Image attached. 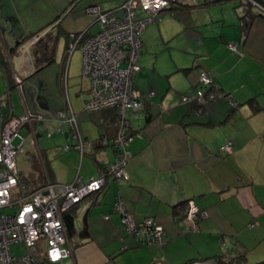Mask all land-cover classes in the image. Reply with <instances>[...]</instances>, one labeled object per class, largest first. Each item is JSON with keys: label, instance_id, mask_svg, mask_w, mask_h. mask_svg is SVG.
Masks as SVG:
<instances>
[{"label": "crops", "instance_id": "crops-1", "mask_svg": "<svg viewBox=\"0 0 264 264\" xmlns=\"http://www.w3.org/2000/svg\"><path fill=\"white\" fill-rule=\"evenodd\" d=\"M68 1L73 0L62 1L51 13L40 9L33 27L37 31L24 39L36 32L47 35L55 52L59 39L65 38L67 52L71 34L92 35L99 30L90 31L96 21L88 22L86 9L99 5L113 10L125 0H76L69 13ZM171 1L142 35L141 71L134 84L146 101L131 122L138 135L130 144L128 178L108 177L101 192L65 213L74 221L69 234L73 255L59 264H258L264 260V15L243 2L201 6L203 0ZM4 11L0 2V17ZM229 43L237 44L239 53ZM203 72L215 79L222 94L206 110L182 101L183 96L196 95ZM150 91L155 94L148 97ZM67 92L65 105L76 114L85 139L115 137L114 109L85 110L88 82L76 91L75 99ZM6 112L20 115L8 108ZM57 124L42 122V127L53 129ZM22 133L25 143L31 137L37 140L29 128ZM64 133L56 149L43 150L36 143L43 168L37 185L28 183L36 173L20 170L17 160L27 191L46 181H87L114 160L110 141L84 157L75 150L64 152L70 139L67 125ZM229 141L233 151L225 153L221 147ZM118 198L126 200L138 223L151 217L163 226L161 244L140 245L127 233L114 210ZM189 200L207 212L199 231H185Z\"/></svg>", "mask_w": 264, "mask_h": 264}, {"label": "built area", "instance_id": "built-area-1", "mask_svg": "<svg viewBox=\"0 0 264 264\" xmlns=\"http://www.w3.org/2000/svg\"><path fill=\"white\" fill-rule=\"evenodd\" d=\"M177 1L196 3V0ZM246 1L264 15V4L259 0ZM171 4V0H125L113 10L94 5L88 8V12L96 16L99 30L88 36H84V33L70 36L69 54L72 55L77 49L83 54L82 76L88 82L89 92L85 110L102 112L114 109L117 133L112 139H85L76 114L68 104L47 118L28 111L8 116L0 99V264H59L71 257L73 248L64 214L86 197L101 192L108 177L128 178L126 168L133 157L130 144L138 135L133 133L131 122L133 116L143 110L146 101L134 84L141 71L142 35L147 26L158 21L161 13ZM42 37L46 38L45 42L49 39L47 35H35L31 39L32 43L39 42ZM228 45L239 53L237 44ZM2 72L0 66V74ZM32 72L33 68L28 73ZM25 77L22 72L13 69L12 78L16 88L20 89ZM199 84L196 95L183 96L182 101L206 110L222 94L215 79L207 72L201 73ZM154 94L150 91L148 97ZM225 97L231 105L236 106L231 96ZM39 120L46 125L52 121L58 122L55 128L46 131V135L51 138L62 134L64 125L69 127L70 139L62 148L64 152L75 150L84 157L92 154L96 146L110 141L115 147L114 160L104 167L101 174L87 181L78 178L68 184L46 181L38 189L27 191L17 168V156L24 150L26 141L22 130L29 128L36 138L35 125ZM98 122L102 125L103 118L100 117ZM221 149L231 153L233 143L226 142ZM7 209L8 212L5 211ZM114 210L121 215L124 229L140 245L162 243L165 229L153 218L148 217L138 223L123 198L116 200ZM206 216V211L200 210L194 200H189L185 210V231H199V222ZM105 218L108 219L109 215ZM42 240L45 242L42 243ZM17 244L23 246L24 252L20 256H13L11 248Z\"/></svg>", "mask_w": 264, "mask_h": 264}, {"label": "rangeland", "instance_id": "rangeland-1", "mask_svg": "<svg viewBox=\"0 0 264 264\" xmlns=\"http://www.w3.org/2000/svg\"><path fill=\"white\" fill-rule=\"evenodd\" d=\"M62 1L64 0H0L5 7L4 15L1 16L2 19L0 17V51L3 52L8 61L9 75L12 80L13 69H17L19 73L22 72L26 76L20 89L14 87L13 83L10 82V91H8L6 75L4 72L0 74V99L5 109L9 107L10 100L15 114L21 115L27 109L28 112L40 115L42 118L50 117L64 108L65 100L68 99L67 89L70 90V96L75 99L76 91L87 83L82 76V51L77 49L70 56L69 50L66 52L64 49L65 38L59 39L55 47L54 59L51 62L46 61V59L50 56L53 40L48 43L45 42L46 38L42 37L39 42L32 43L33 38L24 39V36L31 31H37L33 27L35 26V18L41 17L40 9L43 8V11L48 10V12L50 10L51 13L55 6L62 4ZM227 2L248 4L246 0H228ZM69 3L70 1H68V13L71 12L76 2ZM261 3L264 4V0ZM35 5L37 7H34ZM254 8L257 7L254 6ZM86 12L90 17V19L87 18L89 19L88 22L91 19L96 20V16L90 14L88 9ZM4 19L9 20V22L6 23ZM97 26V23L92 25L90 31L94 33L99 29ZM157 57L161 62V57ZM163 61L167 63L165 59ZM28 63L29 65H27ZM68 64L69 70L67 72ZM32 68L33 72L28 73ZM42 126V121H37L35 125L37 140L35 141L32 137L28 139L24 150L17 156L20 170L36 173V175L34 174L35 178H28L30 186L39 183L43 171L42 165L40 166L38 162L40 161L38 145L43 150L56 149L57 144L64 139L65 125L63 126L64 132L52 138L46 135V131L52 129ZM5 211L8 212L9 210ZM43 242L45 241L42 240ZM11 252L13 256H20L23 254L24 248L17 244L12 246Z\"/></svg>", "mask_w": 264, "mask_h": 264}, {"label": "trees", "instance_id": "trees-1", "mask_svg": "<svg viewBox=\"0 0 264 264\" xmlns=\"http://www.w3.org/2000/svg\"><path fill=\"white\" fill-rule=\"evenodd\" d=\"M75 1L76 0H73L72 3L75 2ZM227 1L228 0H203V3L201 4V6H209V5H213V4L214 5L215 4H223V3H226ZM259 1L262 2V0H259ZM174 3H177V2H174ZM81 33H84V36H88L86 32H81ZM36 34H37V32L34 33V34H30V35L26 36V39L32 38ZM53 59H54V51H51L50 56L46 59V61L51 62ZM0 66L2 67V70H3L4 74L6 75L7 85H8L7 87H8V91H10V82L13 83V86L14 87H16V86H15L14 80H12L10 78V75H9L8 61L5 58L3 52H1V51H0ZM8 104H9L8 110H11L12 111L13 110V106H12V103L10 102V100H9V103ZM64 221H65V224H66L68 233L71 235V233L73 231V228H74L73 217L70 214H66V215L64 214ZM243 256H245V255H243ZM258 264H264V260L261 261V262H259Z\"/></svg>", "mask_w": 264, "mask_h": 264}]
</instances>
